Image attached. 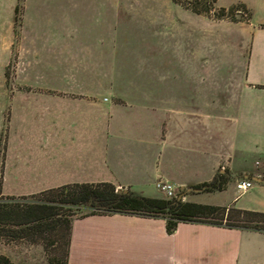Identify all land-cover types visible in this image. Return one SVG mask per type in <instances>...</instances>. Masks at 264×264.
Here are the masks:
<instances>
[{
  "label": "crops",
  "instance_id": "obj_1",
  "mask_svg": "<svg viewBox=\"0 0 264 264\" xmlns=\"http://www.w3.org/2000/svg\"><path fill=\"white\" fill-rule=\"evenodd\" d=\"M80 1L102 16L101 34L83 36L75 15ZM15 4L0 0V36L14 34ZM18 22L17 49L29 53L23 83L30 90L14 93L2 113L0 196L106 182L160 198L154 184L161 180L181 192L182 202L264 213V27L251 23L238 32L246 59L239 78L238 65H226L235 67L233 104L207 111L202 92L208 69L218 76L220 65L208 62L212 32L206 27L200 28L197 64L190 62L195 51L188 45L181 64L168 55L165 64L136 65L133 76V69L112 61L111 18L95 0H22ZM148 77L150 96L144 98L156 105L109 102L111 85L143 84ZM218 175L227 180L223 190H191ZM241 178L252 186L238 195L234 184ZM200 195L213 200L192 199ZM66 264H264V233L178 223L167 234L161 218L87 216L71 221Z\"/></svg>",
  "mask_w": 264,
  "mask_h": 264
},
{
  "label": "rangeland",
  "instance_id": "obj_2",
  "mask_svg": "<svg viewBox=\"0 0 264 264\" xmlns=\"http://www.w3.org/2000/svg\"><path fill=\"white\" fill-rule=\"evenodd\" d=\"M95 2L96 6L100 7L101 13L105 11L111 18V40L109 42L114 47V51L111 53L112 61L126 66L129 70L133 69V72L137 70L136 67H139L136 65L143 64L150 67L151 62L165 64L168 55L169 61L174 60L176 64H181L184 50L188 45L192 52L195 51L192 54L187 53L190 62L197 64L200 53L198 47L203 44L202 39H204L200 28L206 27L207 33H209L208 31L212 32L211 35L207 34L206 38L208 62L217 61L220 65L218 69L220 74L218 76L210 74V69H208L207 84L202 92V102H206L207 111H215V107H222L225 110L226 107L233 104L236 96L234 91L236 84L231 83L234 79L232 77L234 73L231 75V72L235 71V67L230 69L226 65H230L231 62L237 64V77L241 76L242 65L246 59V46L242 36L237 37L238 32L249 27L251 23L257 27H264V25H257L264 24V0H216V9H227L240 4L245 6L249 12V18L239 10L233 15V22L226 19L216 20L212 17V13L196 15L170 0H95ZM21 4L22 0H16L15 7L18 9V17L21 12ZM58 6H62L61 1L58 2ZM78 6L75 15L78 17L80 29L86 31L83 36L91 37L92 34H101L102 16L87 12L86 9L90 5L84 4L83 1H80ZM18 23L15 22L12 36H0V128H3L0 135H5V127L1 125L2 113L8 111V99L14 93L30 90L23 83L26 77L23 72V65L28 60L29 53L17 49ZM211 39L215 44L211 42ZM107 43L108 41L105 42V44ZM213 46H215L214 49ZM171 51H173L174 56H172ZM147 69L149 70V68L144 67L143 70ZM211 70L213 71V69ZM133 72L129 74L136 75ZM132 79L135 80L134 77ZM149 81L150 78L148 77L143 84L111 85L109 102L129 107L150 108L151 105H156L158 101L144 98L150 96L151 83ZM192 87L194 86L192 85ZM159 103L165 105L166 101L162 100ZM197 105L198 100H192V106L197 107ZM14 111L20 110L16 107ZM16 117L19 119V116ZM160 198L167 199L161 194ZM192 199L213 200L212 196L206 195L196 196ZM31 201L26 199L19 202ZM85 212L87 210L81 208L74 214L78 216ZM50 250L51 246L48 247L47 251L50 252ZM0 255L7 257L13 264H49L42 246L29 244L26 240L13 242L0 240Z\"/></svg>",
  "mask_w": 264,
  "mask_h": 264
},
{
  "label": "trees",
  "instance_id": "obj_3",
  "mask_svg": "<svg viewBox=\"0 0 264 264\" xmlns=\"http://www.w3.org/2000/svg\"><path fill=\"white\" fill-rule=\"evenodd\" d=\"M170 1L196 15L212 13V17L216 20L226 19L233 22V15L239 10L249 16V12L242 4L227 9H216V0ZM17 11L15 7V22L19 21ZM4 152L5 135L1 134L0 171ZM226 182L225 178L218 175L207 183L192 186L191 190L221 191ZM26 199L32 201L19 202ZM81 208L87 212L75 216L74 212ZM112 214L161 218L165 222L167 234H171L178 223H199L264 233V213L240 210L232 205L212 206L182 202L177 199L136 196L127 192H118L110 183L99 182L67 184L28 197L0 196V240L4 242L26 240L29 244H40L49 264H66L71 221L87 216ZM49 246H51L50 252L47 251ZM0 264L13 263L7 257L0 255Z\"/></svg>",
  "mask_w": 264,
  "mask_h": 264
},
{
  "label": "built area",
  "instance_id": "obj_4",
  "mask_svg": "<svg viewBox=\"0 0 264 264\" xmlns=\"http://www.w3.org/2000/svg\"><path fill=\"white\" fill-rule=\"evenodd\" d=\"M252 186V181L248 180L246 178H241L239 180L235 181L234 189L236 193L242 194L248 189H250ZM155 190L161 194L163 197L170 199H181V192L177 191L175 187H173L171 184L166 183L164 181L158 180L154 184Z\"/></svg>",
  "mask_w": 264,
  "mask_h": 264
},
{
  "label": "water",
  "instance_id": "obj_5",
  "mask_svg": "<svg viewBox=\"0 0 264 264\" xmlns=\"http://www.w3.org/2000/svg\"><path fill=\"white\" fill-rule=\"evenodd\" d=\"M118 192L126 193L127 191L125 189H117Z\"/></svg>",
  "mask_w": 264,
  "mask_h": 264
}]
</instances>
